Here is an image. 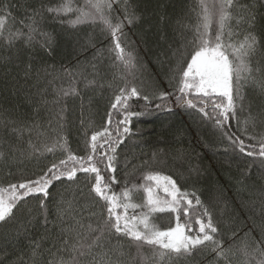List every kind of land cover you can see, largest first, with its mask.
Listing matches in <instances>:
<instances>
[{"label":"trees","instance_id":"obj_1","mask_svg":"<svg viewBox=\"0 0 264 264\" xmlns=\"http://www.w3.org/2000/svg\"><path fill=\"white\" fill-rule=\"evenodd\" d=\"M207 2L211 7L214 0ZM241 2L252 3L253 0ZM58 3L60 0H0V8L7 5L11 14L6 20L4 37L0 38V118L15 120L16 126L36 121L41 125V131L46 132L43 136L33 132L31 137L24 133L18 138L11 131L13 125L0 124V153H3L0 156V187L34 180L53 163L65 159L67 151L64 149L58 147L48 152L45 147L53 143L57 132L66 138L67 149L77 156L90 153L94 132L108 127L116 138V122L123 116L112 109L111 104L120 88L136 87L140 97L129 100V110L145 111L147 105L150 114L131 119V133L124 135L123 143L115 153L114 173L106 170V162L97 158L101 174L106 181L115 176L117 182L111 184V188L118 194L125 187L133 189L135 185L140 188L148 173L170 176L181 191L188 192V198L193 199L189 213L193 220L200 217L206 221L207 217L202 213L207 209L219 230L217 238L223 241L225 248L231 245V249L226 258H218L216 253L209 251L210 246H204L191 257L170 259L166 255L161 259L154 256L156 249L152 246L138 245L123 236L113 235L106 244L112 260L119 264H258L264 257L252 255L251 249L261 235L249 230L264 221V167L260 165V158L241 153L223 132L234 134L233 138L239 137L245 145H256L259 150L257 141L264 137V88L252 81L243 84V100L237 101L235 116L229 114L223 132L214 126L213 120L201 119L203 114L198 109L180 106L176 97L181 95L179 81L186 62L178 63L177 50L182 51L181 46L193 35L191 29L198 23L201 11L198 0H129L140 17L134 25H125L126 37L121 39L122 47L136 57V68L131 71L116 59L115 51L111 50L113 39L104 30V25L97 21L72 27L67 20L75 18L73 13L58 19L43 13L40 27L51 34L50 51L38 44L29 48L23 39L12 46L5 43L9 30L22 28L20 21L27 23L32 9ZM83 3L84 0H73V6H83ZM120 8V4L114 5L116 13L122 16ZM233 12L235 14V10ZM255 14L252 30L260 45L252 57V64L260 69L254 73L256 80L264 82V0H257ZM216 19L214 16L213 34L217 30ZM61 20L65 22L61 23ZM232 23L235 26V21ZM247 30L246 24L240 25V35L234 39L239 42ZM186 59L190 60V56ZM64 68H76L83 75L73 83ZM44 69L51 74H46ZM26 71L28 75H25ZM89 80L95 83L88 84ZM73 87L76 94L57 95L61 89ZM161 91L169 94L166 100L155 98ZM145 95L149 101L143 99ZM188 98L199 104L194 93ZM55 100L59 103H53ZM217 102L224 100L218 97ZM156 104L162 107L156 109ZM208 105L209 114L215 115L211 104ZM61 109L63 120L57 115ZM109 112H112L111 125L107 123ZM250 136L256 139H249ZM29 138L34 147L29 146ZM94 175L78 172L75 181L65 178L54 181L46 198L42 193H35L21 200L13 209V217L0 223V264H48L53 258L52 252L56 251L51 245L60 229L57 208L65 206L60 203L62 199L75 197L78 206L88 205L84 212L86 217L88 211L98 215L106 213L104 202L90 192ZM192 193L200 198L201 206L195 205ZM130 194L131 202L142 204V197L133 191ZM42 200L46 208H41ZM146 211L144 208L129 209L128 214L140 215ZM45 213L47 225L44 224ZM175 217L176 214L170 212L153 213L150 222L163 231L175 226ZM95 219L92 218L93 222ZM84 222L88 223V220ZM181 222H184L183 216ZM192 227L195 229L198 225L193 222ZM46 228L48 239L43 243L41 254L34 259L30 241L45 235ZM245 242L250 246L249 255L243 251ZM49 248L51 252L47 251Z\"/></svg>","mask_w":264,"mask_h":264},{"label":"snow or ice","instance_id":"obj_2","mask_svg":"<svg viewBox=\"0 0 264 264\" xmlns=\"http://www.w3.org/2000/svg\"><path fill=\"white\" fill-rule=\"evenodd\" d=\"M256 2L257 0H253L252 3H242L241 0H214V3L209 7L207 0H198L201 11L198 13V23L191 29L193 35L181 46L182 51L177 50L180 57L178 63L183 65L186 62V68H181L178 89L181 95L176 97L177 102L180 106L198 109V112L203 114L201 119L213 120L214 126L221 129L222 132L229 119V114L235 116L237 101L243 100L241 93L243 84L252 81L264 88V82L257 81L254 75L260 69L253 67L252 64V57L260 45V40L252 30L256 21ZM117 4L121 5L122 16L114 10V5ZM233 10H235V14ZM44 12L57 19L62 15L67 16L69 13L75 14L74 19L67 20V23L72 27L86 22L96 23L100 21L104 25V30L113 39L114 47L111 50L115 51L116 59L129 71L136 68V57L133 52L122 47L121 44V39L126 37L125 25H134L140 19L129 0H84L83 6H73V0H60L56 6L45 7L41 5L40 8L31 10L27 17V23L23 20L20 21L22 28L15 31L9 30L5 43L12 46L15 41L23 39L25 46L29 48L38 44L41 48L50 51L51 34L40 27V20L43 19ZM10 15L7 5L0 8V38L4 37L6 20ZM214 16L217 17L215 34L211 32ZM232 21H235V26ZM64 22L61 20V23ZM242 24H246L248 30L243 34V38L237 42L234 37L240 35L239 27ZM24 28L27 29L26 32L23 31ZM188 56H190V60L186 59ZM91 66L93 69L96 67L94 64ZM28 67L30 70L31 65ZM44 71L46 74H51L47 72V69ZM63 71L72 78L73 83L83 75L76 68H64ZM25 75H28L27 71ZM87 83L93 84L95 81L89 80ZM190 93L201 98L199 104L188 98ZM70 94H76L74 87L70 90L61 89L57 93L58 96ZM168 95V93L161 91L155 98L163 101L167 99ZM133 97H140L137 88L123 87L119 89V94L115 96V101L111 104V108L121 112L123 116L116 122V138H113L108 127L102 131L94 132L90 139V153L87 156H77L67 149L66 138L57 132L53 143L45 147L48 152H53L58 147L64 149L67 151L65 159L53 163L47 171L34 180L10 184L7 188L0 187V223H5L13 217V209L17 207V204L30 194L42 193L46 198L49 195L48 189L54 181H59L62 178L67 181H75L78 172L95 174L90 192L104 202L106 213L101 212L98 215L88 211L86 217L84 212L88 209V205L78 206L75 197L71 200L62 199L60 203L65 206L57 208V221L60 229L51 245V248H56V251L52 252L53 258L49 259L48 264H119L118 261L112 260L111 250L106 247L113 235L123 236L138 245L152 246L156 249L154 256H159L161 259L166 255L170 259L191 257L194 252L204 246H210L209 251L216 253L218 258H226V253L230 251L231 245L225 248L223 241L217 238L219 230L213 224L207 209H204L202 213L203 216L207 217L206 221L200 217L193 220L189 215L193 199H189V193L181 191L170 176H161L159 173L145 175V183L139 187L146 193V198L142 204H136L131 202L130 193L137 186L133 185V189L125 187L118 194L111 188V184L117 182L115 176H111L106 181L101 174V168L97 165V158L99 157L101 162H106V170L114 173L116 171L114 162L117 158L115 153L119 145L123 143L124 135L131 133V119L150 114L147 105L145 111H130L129 100ZM202 97L210 99L219 97L226 102L212 100L211 107L215 115H210L207 111L209 105ZM143 99L149 101L147 95L143 96ZM53 103H59V100H55ZM161 107V104L155 105L156 109ZM163 107L171 110L167 105H163ZM57 115L63 120V109ZM108 115L107 123L111 125L113 123L112 112H109ZM0 124L5 127L13 125L11 131L18 138L23 137L24 133H28L31 137L33 132H36L38 136L46 135V132L41 131V125L36 121L21 123L16 126L17 121L0 118ZM49 127H51V121H49ZM60 127L62 128L63 125ZM52 131L56 130L52 129ZM223 135L241 153L249 157L260 158V165L264 167V137L257 141L259 144L257 151L256 145H245L243 139L233 138L234 134L229 135L227 132H223ZM249 139H256V137L250 136ZM28 143L29 146L34 147L31 138H29ZM105 145H107V150H105ZM2 155L3 153H0V156ZM153 181L155 184L150 183ZM21 189L23 192L20 191ZM157 189L162 190L165 196L158 195ZM191 195L194 197L195 205L201 206L200 198L195 193ZM40 206L46 208L43 200ZM137 208H144L147 211L140 215L128 214L129 209ZM117 209H122V211H117ZM164 212L175 213L176 224L175 227H169L162 231L150 222V217L153 213ZM182 216L184 217L183 223L181 222ZM93 217L96 218L95 222L92 220ZM86 219L88 223L84 222ZM193 222L198 225V228L192 227ZM44 224H48L46 213L44 214ZM253 230L258 231L261 238L259 241H254L255 247L251 249V254L264 257V221L259 225L254 224L253 229L249 231ZM47 232L46 228L45 235L40 239L30 241L34 259L41 254L43 243L48 239ZM249 247V244L245 242L243 245L245 255H249ZM51 248L47 251L51 252ZM258 264H264V259H261Z\"/></svg>","mask_w":264,"mask_h":264},{"label":"rangeland","instance_id":"obj_3","mask_svg":"<svg viewBox=\"0 0 264 264\" xmlns=\"http://www.w3.org/2000/svg\"><path fill=\"white\" fill-rule=\"evenodd\" d=\"M199 98V97H198ZM217 98L218 97H213L212 99H210V98H208V97H202V99L205 101V102H207L208 104H212V100H215L216 102H217ZM199 99H201V98H199ZM219 101V100H218ZM223 101V100H222ZM224 102H226V100H224ZM150 183H152V184H155V182L153 181V182H150ZM133 192H134V194H138V196L139 197H142L141 198V202L140 203H143L144 202V200H145V198H146V193L143 191V189L142 188H136V189H133L132 190ZM131 191V192H132ZM157 194L158 195H160L161 197H164L165 196V194L162 192V190H160V189H157ZM131 195V194H130ZM175 227V226H174Z\"/></svg>","mask_w":264,"mask_h":264}]
</instances>
